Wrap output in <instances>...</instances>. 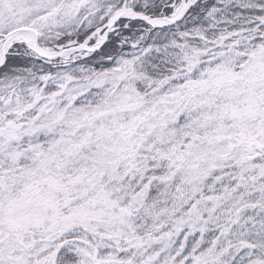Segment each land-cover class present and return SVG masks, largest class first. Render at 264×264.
<instances>
[{"label": "snow or ice", "instance_id": "snow-or-ice-1", "mask_svg": "<svg viewBox=\"0 0 264 264\" xmlns=\"http://www.w3.org/2000/svg\"><path fill=\"white\" fill-rule=\"evenodd\" d=\"M0 264H264V0H0Z\"/></svg>", "mask_w": 264, "mask_h": 264}]
</instances>
